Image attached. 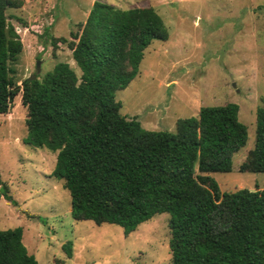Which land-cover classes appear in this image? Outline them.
<instances>
[{
  "label": "trees",
  "instance_id": "obj_1",
  "mask_svg": "<svg viewBox=\"0 0 264 264\" xmlns=\"http://www.w3.org/2000/svg\"><path fill=\"white\" fill-rule=\"evenodd\" d=\"M22 0H0V115L20 93L26 142L56 153L51 176L63 181L75 221L119 226L128 236L168 214L171 264H264V189L221 192L211 176L230 173L248 140L239 107H201L178 119L174 132L148 131L121 115L115 95L139 73L146 48L166 41L153 8L119 9L94 1L67 47L82 82L59 62L41 80L17 85L10 66L23 46L6 11ZM54 46L64 39H54ZM264 173V106L256 110L254 147L238 168ZM16 205L0 182V199ZM23 229L0 230V264H38L22 242ZM71 241L63 246L71 258Z\"/></svg>",
  "mask_w": 264,
  "mask_h": 264
},
{
  "label": "rangeland",
  "instance_id": "obj_2",
  "mask_svg": "<svg viewBox=\"0 0 264 264\" xmlns=\"http://www.w3.org/2000/svg\"><path fill=\"white\" fill-rule=\"evenodd\" d=\"M22 1L19 9L6 11L23 46L10 64L19 86L32 75L41 80L59 62L68 63L82 82L67 45L94 1L153 8L168 39L150 43L137 76L116 92L121 115L145 130L172 133L178 119L196 118L201 107L236 104L247 143L233 155L230 173L211 176L221 192L264 187V173L238 171L254 147L256 110L264 106V0ZM55 38L64 42L55 47ZM20 96L0 115V182L16 202L0 199V230L21 227L22 242L38 264H171L168 214L155 215L128 236L119 226L72 219L70 195L51 176L56 153L26 142ZM68 241L70 259L62 249Z\"/></svg>",
  "mask_w": 264,
  "mask_h": 264
},
{
  "label": "water",
  "instance_id": "obj_3",
  "mask_svg": "<svg viewBox=\"0 0 264 264\" xmlns=\"http://www.w3.org/2000/svg\"><path fill=\"white\" fill-rule=\"evenodd\" d=\"M38 66H39V64H37V69H38ZM35 78H36V76L32 75V76L28 77L27 79H28V81H31V80H34Z\"/></svg>",
  "mask_w": 264,
  "mask_h": 264
},
{
  "label": "crops",
  "instance_id": "obj_4",
  "mask_svg": "<svg viewBox=\"0 0 264 264\" xmlns=\"http://www.w3.org/2000/svg\"><path fill=\"white\" fill-rule=\"evenodd\" d=\"M25 28V27H24ZM24 30H26V29H24ZM55 39H57V38H55ZM70 53H71V51H70ZM73 60V59H72ZM74 62V61H73ZM258 186V185H257ZM263 186V185H262ZM255 188V187H254ZM253 188V189H254ZM237 189H242V186L240 185V187L239 188H237ZM252 189V188H251ZM258 189H264V187H258Z\"/></svg>",
  "mask_w": 264,
  "mask_h": 264
}]
</instances>
